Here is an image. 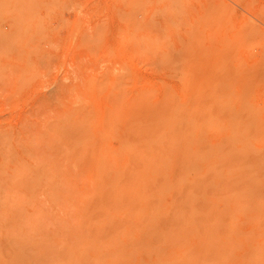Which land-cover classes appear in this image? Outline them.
Segmentation results:
<instances>
[{"label": "rangeland", "instance_id": "374dc122", "mask_svg": "<svg viewBox=\"0 0 264 264\" xmlns=\"http://www.w3.org/2000/svg\"><path fill=\"white\" fill-rule=\"evenodd\" d=\"M0 264H264V0H0Z\"/></svg>", "mask_w": 264, "mask_h": 264}]
</instances>
